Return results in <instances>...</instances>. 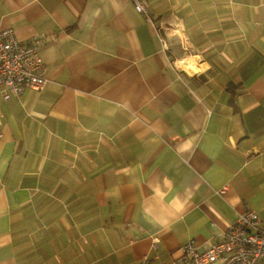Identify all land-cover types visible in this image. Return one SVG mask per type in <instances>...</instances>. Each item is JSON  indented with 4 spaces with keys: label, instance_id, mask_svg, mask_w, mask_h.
Listing matches in <instances>:
<instances>
[{
    "label": "crops",
    "instance_id": "0c3cea01",
    "mask_svg": "<svg viewBox=\"0 0 264 264\" xmlns=\"http://www.w3.org/2000/svg\"><path fill=\"white\" fill-rule=\"evenodd\" d=\"M138 1L0 0L47 80L0 94V264H172L264 225V0Z\"/></svg>",
    "mask_w": 264,
    "mask_h": 264
},
{
    "label": "built area",
    "instance_id": "2783aa9c",
    "mask_svg": "<svg viewBox=\"0 0 264 264\" xmlns=\"http://www.w3.org/2000/svg\"><path fill=\"white\" fill-rule=\"evenodd\" d=\"M133 2L138 12L145 13L138 0ZM43 39L40 36L23 43L16 39L12 29L0 31V94L3 100L45 88L47 80L38 54ZM180 252V257L172 264H264V225L258 214L248 210L216 243L199 250L189 242ZM138 264H149V260L144 257Z\"/></svg>",
    "mask_w": 264,
    "mask_h": 264
},
{
    "label": "bare ground",
    "instance_id": "6f19581e",
    "mask_svg": "<svg viewBox=\"0 0 264 264\" xmlns=\"http://www.w3.org/2000/svg\"><path fill=\"white\" fill-rule=\"evenodd\" d=\"M182 64H183L185 67H189V66H191L192 62H191L190 60H184V61L182 62Z\"/></svg>",
    "mask_w": 264,
    "mask_h": 264
},
{
    "label": "rangeland",
    "instance_id": "374dc122",
    "mask_svg": "<svg viewBox=\"0 0 264 264\" xmlns=\"http://www.w3.org/2000/svg\"><path fill=\"white\" fill-rule=\"evenodd\" d=\"M192 62V60H190Z\"/></svg>",
    "mask_w": 264,
    "mask_h": 264
}]
</instances>
